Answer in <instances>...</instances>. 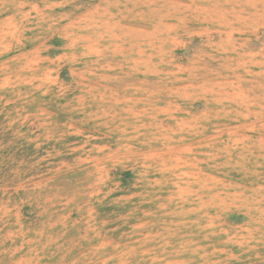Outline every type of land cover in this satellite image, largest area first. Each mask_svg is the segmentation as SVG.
<instances>
[{
    "label": "rangeland",
    "instance_id": "1",
    "mask_svg": "<svg viewBox=\"0 0 264 264\" xmlns=\"http://www.w3.org/2000/svg\"><path fill=\"white\" fill-rule=\"evenodd\" d=\"M0 264H264V0H0Z\"/></svg>",
    "mask_w": 264,
    "mask_h": 264
}]
</instances>
